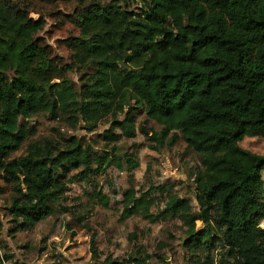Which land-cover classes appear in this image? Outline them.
<instances>
[{"label":"trees","instance_id":"1","mask_svg":"<svg viewBox=\"0 0 264 264\" xmlns=\"http://www.w3.org/2000/svg\"><path fill=\"white\" fill-rule=\"evenodd\" d=\"M73 2L67 18L79 34L64 42L72 60L66 63L40 36L45 21L31 16L35 2L0 0V180L12 192L8 215L16 229L47 219L49 204L74 181L90 184L104 175L115 164V129L133 138L132 115L142 111L161 128L140 127L150 141L168 139L172 146L179 134L198 157L195 204L164 186L152 187L150 194L167 196L160 211L148 213L160 201L136 197L138 190L130 188L122 218L178 219L188 264H264V155L240 146L246 137L264 139V0ZM134 2L138 13L129 8ZM69 72L80 75L79 88ZM40 115L70 131L83 121L88 132L109 116L125 119H112L99 135L108 149L100 155L78 137L33 138L28 121ZM24 146L23 155L13 158ZM126 161L129 171L137 165ZM90 251L97 260L95 235ZM134 253L132 264L153 259L142 248ZM12 260L0 248V264Z\"/></svg>","mask_w":264,"mask_h":264},{"label":"rangeland","instance_id":"2","mask_svg":"<svg viewBox=\"0 0 264 264\" xmlns=\"http://www.w3.org/2000/svg\"><path fill=\"white\" fill-rule=\"evenodd\" d=\"M37 7L33 18L42 16L45 21L44 30L40 33L45 43L52 49L53 55L66 63H70L71 52L64 42L79 34L78 29L67 18L76 8L75 2L55 0L52 3L32 0ZM108 2L110 0H100ZM131 11L139 12L137 3L129 5ZM75 87L81 86L78 73H68ZM133 125L135 135L126 138L115 129L120 136L116 142L117 151L114 162L107 167L106 173L96 177L90 184L80 181L68 186L63 198L49 204L50 216L30 229H16V223L8 215L12 192L10 187L0 180V248L2 254L13 256L11 264H95L113 261L117 264H132L131 250L142 248L153 256L150 264H188L184 249L181 247L185 228L176 218L150 223L140 216L122 218L123 194L130 188L138 190L147 186L166 187L171 193L189 199L195 204L193 197V176L201 168L196 154L187 149L182 137L178 134L175 143L168 145V139L156 145L140 132V127L158 133L161 128L146 119L142 111H134ZM120 117V116H119ZM124 120V115H122ZM112 123V121H111ZM107 120L100 123L94 132L84 130V123L70 131L58 122L40 115L28 121V129L33 138L78 137L89 143L100 155H103V141L99 135L111 126ZM83 133V134H82ZM152 133L149 134L151 136ZM243 149L258 155H264V139L244 138L240 143ZM25 146L13 155H23ZM127 158L136 162L133 170L128 169ZM264 179V171L262 172ZM106 188V189H105ZM100 193L104 200H100ZM157 201H162L167 194L154 192ZM107 203V205H104ZM264 227V221L260 223ZM201 228V224L197 223ZM17 230V231H16ZM96 236L99 258L92 259L90 239ZM109 251L101 257L105 246ZM115 245L112 248V245ZM161 256L162 260L155 258Z\"/></svg>","mask_w":264,"mask_h":264},{"label":"clouds","instance_id":"3","mask_svg":"<svg viewBox=\"0 0 264 264\" xmlns=\"http://www.w3.org/2000/svg\"><path fill=\"white\" fill-rule=\"evenodd\" d=\"M115 118L122 119L123 117H122V116H120V117L109 116V117H107V122H108V123H111V120H112V119H115ZM82 122H83V121H81V123H82ZM76 127L78 128V127H79V124H77ZM117 130H118V129H117ZM82 134H83V133H82ZM59 136H60V133L57 132V133H56V137L59 138ZM105 189H106V188H105ZM141 195H146V196H149V195H155V196H158V194H156V193H152V194H150V193L148 192V187H147V186H143V187H141V188L139 189V191L136 192V197H139V196H141ZM134 202H135V200H134ZM160 210H161V207H160V206H158V205H153L151 208L148 209V213H154V212H157V211H160ZM133 211H135V210H133ZM140 214H141V215L145 214L144 209H141V210H140ZM150 218H152V217L150 216ZM114 247H115V245L113 244V245H112V248H114ZM108 251H109V246H107V244H106V246H105V248H104V252L100 254L101 257H102L103 255H105ZM130 253H131V254H135L134 251L131 250V246H130Z\"/></svg>","mask_w":264,"mask_h":264},{"label":"built area","instance_id":"4","mask_svg":"<svg viewBox=\"0 0 264 264\" xmlns=\"http://www.w3.org/2000/svg\"><path fill=\"white\" fill-rule=\"evenodd\" d=\"M263 222V221H262ZM260 227L264 229V227L260 224Z\"/></svg>","mask_w":264,"mask_h":264},{"label":"water","instance_id":"5","mask_svg":"<svg viewBox=\"0 0 264 264\" xmlns=\"http://www.w3.org/2000/svg\"><path fill=\"white\" fill-rule=\"evenodd\" d=\"M121 65H123V63Z\"/></svg>","mask_w":264,"mask_h":264}]
</instances>
